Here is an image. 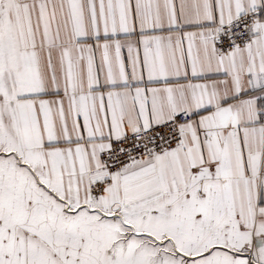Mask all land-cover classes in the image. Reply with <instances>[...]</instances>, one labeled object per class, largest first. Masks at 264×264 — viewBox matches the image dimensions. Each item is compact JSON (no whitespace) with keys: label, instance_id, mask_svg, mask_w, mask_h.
<instances>
[{"label":"snow or ice","instance_id":"snow-or-ice-1","mask_svg":"<svg viewBox=\"0 0 264 264\" xmlns=\"http://www.w3.org/2000/svg\"><path fill=\"white\" fill-rule=\"evenodd\" d=\"M0 264H264V0H0Z\"/></svg>","mask_w":264,"mask_h":264}]
</instances>
